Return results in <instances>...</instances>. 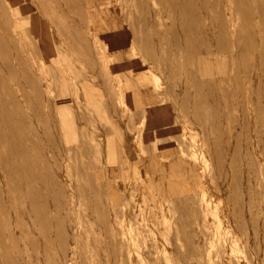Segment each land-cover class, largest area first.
Here are the masks:
<instances>
[{
    "label": "rangeland",
    "instance_id": "374dc122",
    "mask_svg": "<svg viewBox=\"0 0 264 264\" xmlns=\"http://www.w3.org/2000/svg\"><path fill=\"white\" fill-rule=\"evenodd\" d=\"M263 37V0H0V264H264Z\"/></svg>",
    "mask_w": 264,
    "mask_h": 264
},
{
    "label": "bare ground",
    "instance_id": "6f19581e",
    "mask_svg": "<svg viewBox=\"0 0 264 264\" xmlns=\"http://www.w3.org/2000/svg\"><path fill=\"white\" fill-rule=\"evenodd\" d=\"M91 1V0H90ZM254 1V0H253ZM264 1V0H263ZM16 2V1H15ZM232 3V2H231ZM7 4V3H6ZM88 4V3H87ZM10 5H11V3H10ZM232 5H233V3H232ZM14 6H15V4H14ZM13 6V7H14ZM237 15H239V14H237ZM255 16V15H254ZM238 17V16H237ZM258 17V16H257ZM256 21L258 20V19H255ZM255 22V21H254ZM229 24V23H228ZM258 24V23H257ZM15 26V25H14ZM261 26V25H260ZM259 26V27H260ZM16 28V27H15ZM241 28V27H240ZM242 29V28H241ZM263 31V30H262ZM258 33H259V31H258ZM263 34V33H262ZM259 37V36H258ZM264 38V37H263ZM121 46V45H120ZM123 52V51H122ZM123 53H125V52H123ZM125 57H126V55H125ZM124 59V58H123ZM128 59V58H127ZM127 61V60H126ZM134 63V62H133ZM258 63V62H257ZM132 64V63H131ZM134 65V64H133ZM136 66H137V64H136ZM259 65H257V67H258ZM127 67V66H126ZM134 67V66H133ZM139 67V66H138ZM131 68V67H130ZM143 71V70H142ZM136 74H138V72L136 73ZM142 74V73H141ZM140 75V74H139ZM144 75H146V74H144ZM143 76V75H142ZM145 77V76H144ZM252 82H254V81H252ZM236 86V85H235ZM239 89V88H238ZM205 207V206H204Z\"/></svg>",
    "mask_w": 264,
    "mask_h": 264
}]
</instances>
